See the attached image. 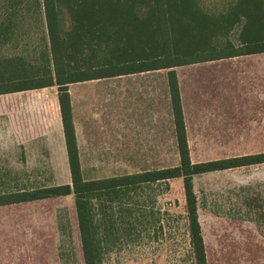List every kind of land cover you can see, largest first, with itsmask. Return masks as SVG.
Returning a JSON list of instances; mask_svg holds the SVG:
<instances>
[{"label":"rangeland","instance_id":"374dc122","mask_svg":"<svg viewBox=\"0 0 264 264\" xmlns=\"http://www.w3.org/2000/svg\"><path fill=\"white\" fill-rule=\"evenodd\" d=\"M29 4L19 5L20 14L16 19L34 20L36 24L40 22L43 29V21L35 17L32 2L30 1ZM4 6L5 0H1L0 19H5L6 16ZM200 10L205 11L201 8ZM204 13L208 14V12ZM61 16L63 31H70L72 23L69 14L61 9ZM145 26L146 24L142 23L137 29H143ZM24 27L30 31L34 29L33 24H25ZM37 31L40 35L39 27ZM238 31L239 29L235 28L230 35L234 45H237ZM149 35L143 36L145 41L150 39ZM34 39L26 43L27 47L33 46ZM154 54H158L157 51H152L144 45V48L140 47L131 55L146 60ZM103 57L111 58L112 54L106 51ZM105 58L103 59L100 54L98 62L104 61ZM27 61L31 62L32 59L27 58ZM92 63H97V60ZM174 70L177 73L178 83L180 79L181 84V100L185 107L186 132L192 163L264 153V54L198 63ZM166 72V70L153 72L155 99L157 97L161 99L163 84L166 83ZM96 82L94 80L91 83ZM102 82L112 84L114 79L108 78ZM108 92L112 95V91L107 90ZM92 93L83 92L87 94L86 98ZM79 95L81 96V92ZM90 98L93 99L92 96ZM78 99L76 121L78 132L82 135L85 119L88 117L82 113L86 108L81 105V97ZM108 102H112V99ZM88 109L93 147L90 149L91 155L87 151L83 153L84 178H106L146 169L177 166L178 155L171 120L169 133L164 131L163 139L157 137L155 131L152 150L148 149L145 152V149H139L138 154H131L129 149L125 148L124 153H119L114 146L112 126L111 129L103 132L104 141L96 137L97 123L94 122L98 119L97 103L91 100ZM113 109L112 103L102 108L100 118L107 123L106 128L112 124ZM80 143L82 149V142ZM58 173V182H65L66 172L59 170ZM193 191L200 208V223L207 248L208 264H247L246 258L264 263V236L250 235V238L257 239L258 243L248 257L247 252L245 254L242 249L241 234V220L246 215H249L251 223H264V163L194 176ZM3 192L4 188L0 186L1 198H5ZM130 193L143 196L142 200L146 197V200H150L148 196L153 198L152 202L148 203L152 213L146 216L149 224L147 230L152 233L149 231L151 233L149 239L145 235L142 238L139 235L140 239L137 241L132 234L119 235V241L110 238V241L105 243L102 240L106 246L114 244L113 250L104 256L103 264H194L187 234L188 223L182 179L143 185L140 186L139 192ZM157 197L159 198L156 199ZM72 198L74 199L73 196ZM66 204L69 211L70 201L66 203L65 199L58 200L54 204L55 208L52 206L51 209L61 212L65 210ZM92 205L99 206L97 202H93ZM138 206H142V202H139ZM127 218L124 215L121 220L125 221ZM120 233L129 232L122 230ZM35 236L34 244H23L20 247V253L25 258H22L19 264H56V254L59 257L62 255L64 259V251L54 250L56 235H51L50 239L46 237L50 240V244L46 245L40 242L41 240L43 242L44 236L38 237L39 234L36 232ZM73 248V258L69 257L68 251V264H83L76 227ZM45 251L51 254V260L44 258Z\"/></svg>","mask_w":264,"mask_h":264},{"label":"trees","instance_id":"16d2710c","mask_svg":"<svg viewBox=\"0 0 264 264\" xmlns=\"http://www.w3.org/2000/svg\"><path fill=\"white\" fill-rule=\"evenodd\" d=\"M30 1L35 17L46 24L49 44V55L44 57L47 65H43L41 76L32 78L36 79L40 88L58 86L71 184L23 193L17 196L18 201L72 195L83 264H102L106 251L93 221L89 199L93 196L126 195L143 185L181 178L194 264H208L193 177L262 164L264 153L192 163L174 69L264 53V0H241L235 8L221 16L202 12L197 0H5V19H16L20 14L19 5L29 4ZM61 9L69 14L72 23L68 32L63 31ZM142 23L146 24L145 28L137 29ZM235 28L239 29L237 45L230 39ZM145 34L150 36L147 41L143 37ZM144 45L158 54L146 60L131 55ZM106 51L112 54L111 58L103 57ZM100 54L105 58L102 62H98ZM94 60L97 63H92ZM156 70L167 71L177 166L84 180L67 93L68 84ZM9 203L13 202L0 197V205Z\"/></svg>","mask_w":264,"mask_h":264},{"label":"crops","instance_id":"0c3cea01","mask_svg":"<svg viewBox=\"0 0 264 264\" xmlns=\"http://www.w3.org/2000/svg\"><path fill=\"white\" fill-rule=\"evenodd\" d=\"M240 1L197 0V3L201 9H205L204 12H208L211 16H221L235 8ZM25 24H33V31L26 30ZM42 26L43 29L40 22L36 24L34 20L0 19V186L4 188L2 195L5 196L6 200L13 202L0 205V264H19V261L25 258L20 253V247L23 244H34L36 241L35 232L39 234L38 237L44 236L43 242L42 240L40 242L45 245L50 244V240H47L46 237L50 239L51 235H56L54 250L65 252L64 259L62 255L59 254V257L56 254V264H68V251L69 257L73 258L75 227L78 231L75 203L71 195L26 202H19V197H17L23 193L71 184L58 101V86L40 88L36 79L32 78L36 75L41 76L43 65H47L46 59L43 58L49 55L47 29L44 21ZM38 27L40 28V35H38ZM30 39L31 41L34 39L35 43L31 47H27L26 43ZM254 55L256 54L245 56ZM27 58H31L32 61H27ZM153 72L145 71L112 77L114 79L112 84L102 82L108 78L98 79L96 83H91L94 81L92 80L68 84L67 93L71 105L80 169L84 180L105 179H86L83 176V153L87 151L90 154V149L93 147V137L90 134V110L88 109L91 100L97 103L98 119L94 122L97 123V139L104 141L105 134L103 132H106V129H111L112 126L114 146L119 153H124L125 148H128L131 154H138L139 149H145L147 152L148 149H153L155 131L157 137L161 139L164 138V131L169 133L172 115L167 76L166 85L163 84L161 91V99L159 100L158 97L155 99L152 84ZM107 90L112 91V95L107 93ZM87 91L93 92L87 96L88 99L86 98L87 94H83ZM79 92H81V96ZM91 96L93 99L90 98ZM79 97H81L82 107L86 108L84 112L82 110V113L88 117L85 119L86 123L84 130L82 129L84 131L82 135L78 132L76 121ZM111 99L112 102H108ZM87 102L88 104H86ZM110 103L114 108L113 121L106 128L107 123L102 121L100 115L102 108L109 106ZM181 105L185 122V107L182 100ZM159 108L160 111H158ZM185 129L187 131L186 122ZM80 141L82 142V149ZM98 146L100 147V145ZM166 168L169 167L146 169L140 172ZM59 170L66 172L65 182H58ZM135 192H139V189ZM142 197L139 194L132 195L129 193L111 197L93 196L89 199L93 221L97 226L98 236L106 251L103 258L107 252L113 250L114 245L111 243V245L107 244L106 246L103 241L108 243L110 238H114L113 241H119L118 238L121 234H132L135 236V241L140 239L138 238L139 235L141 238L144 235L146 238L151 235L152 232L147 230L149 224L146 216L152 213L148 203L149 201L152 202L153 198L148 196L150 200H146L147 197L142 200ZM63 199L66 203L68 200L70 201L69 211L67 204L65 210L61 212L51 209L52 206L55 208L54 204L58 200ZM93 202H97L99 206H93ZM139 202H142V206H138ZM199 209L197 202V214L200 223ZM124 215L128 218L122 221ZM97 216L100 218L96 219ZM241 221L242 249L245 254L247 252L249 257L250 251L258 243L257 239L250 238V235L259 237L261 234L264 236V223H251L249 215L243 217ZM122 230L129 233H120ZM203 241L206 245L204 237ZM205 250L207 256L206 246ZM46 252L48 251H45L44 258L51 260V254ZM12 259L14 260L11 261ZM246 260L247 264H264L251 261L250 258H246Z\"/></svg>","mask_w":264,"mask_h":264}]
</instances>
